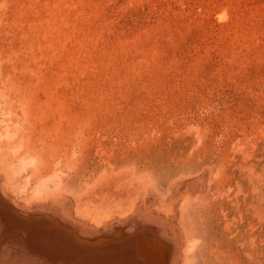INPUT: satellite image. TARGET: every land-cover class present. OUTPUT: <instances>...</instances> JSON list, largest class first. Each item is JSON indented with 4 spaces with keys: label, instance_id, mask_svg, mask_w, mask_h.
<instances>
[{
    "label": "rangeland",
    "instance_id": "1",
    "mask_svg": "<svg viewBox=\"0 0 264 264\" xmlns=\"http://www.w3.org/2000/svg\"><path fill=\"white\" fill-rule=\"evenodd\" d=\"M0 158L18 200L41 179L60 197L19 224L0 186V264H66L50 249L67 229L94 241L66 221L110 166L149 179L168 217L151 223L162 241L188 236L184 264H264V0H0ZM120 242L79 257L138 258Z\"/></svg>",
    "mask_w": 264,
    "mask_h": 264
},
{
    "label": "bare ground",
    "instance_id": "2",
    "mask_svg": "<svg viewBox=\"0 0 264 264\" xmlns=\"http://www.w3.org/2000/svg\"><path fill=\"white\" fill-rule=\"evenodd\" d=\"M6 129V128H5ZM4 129V130H5ZM3 135V134H1ZM73 150V149H72ZM71 150V151H72ZM73 152H75L73 150ZM186 155V154H185ZM187 157V156H186ZM2 158V157H1ZM1 158H0V170L2 172V174L4 175V179L7 180V182L5 183L6 186L4 187L3 183H4V179H3V183L1 186V188L5 189V195L8 198V202L10 203L9 206H11L10 209V213L9 210H7V213H9L10 217H16L18 218L17 222H19V224H21L19 219H23L25 218L24 213L27 212L30 208L36 206V205H47L48 203H50V201H52L53 198L56 199V194L55 195H47V191H49V182L47 181V179H41L37 182L36 186H35V193L34 196L30 199L26 198V199H21L18 200L17 198V192H15V186H14V173L17 174V171L15 170L14 172L10 169V170H3L1 167H3V165L1 166ZM108 159V158H107ZM4 160V159H2ZM5 162V160H4ZM7 164V163H5ZM4 164V165H5ZM109 164V163H108ZM7 166V165H5ZM20 166V165H19ZM18 166V167H19ZM109 166V165H108ZM119 166V165H118ZM117 166V167H118ZM202 166V165H201ZM200 166V167H201ZM17 167V169H18ZM122 168H124V165L122 166ZM127 168V167H126ZM8 169V168H7ZM19 170H21V167L19 168ZM71 170V169H70ZM190 170V169H189ZM163 171V170H162ZM188 171V170H187ZM194 171V170H193ZM181 172V171H180ZM195 172V171H194ZM193 172V173H194ZM196 172L198 173L199 170ZM179 173V172H178ZM188 173V172H187ZM186 173V174H187ZM192 173V174H193ZM1 174V173H0ZM85 174V173H84ZM92 174H94V172H92ZM182 174V172L180 173ZM185 174V175H186ZM144 175V174H143ZM142 174H137L135 175V171L133 168L130 169H125L122 171V169L117 170L115 166H110L109 169L105 168L100 170V173L97 174L96 176H89L85 179V186H86V191H84L82 193V199L83 200H77V205L80 207L78 210L75 211V215H73V213H70L71 211L69 210L70 208H68L67 210H69V214H72L71 216V220L66 221L68 222L67 224H69V226H79V227H83V229H85L86 231L84 232L85 234H83V232H80L81 235H84L87 240L89 239V241H91L90 239L93 238L94 241H91L92 244H94L95 246L99 243V242H104V244L102 245V248H107L109 250V253L112 252V249H114V247L119 248L118 244L120 241H116L113 242L112 244L107 243V239H103L105 237H107V234L109 235H120V231H123L122 229H120V227H123V222H130L131 221V225H135V230H132L135 233H131V234H127L124 232L123 235L126 236H122L124 237L120 243H127L128 244V249L127 251L131 250L133 253H136V255L138 256L137 259L132 260L129 262V260L126 261H113L111 260L113 257V254H109L111 256H109V258L103 261L102 264H156L157 262L160 261V263L158 264H184V254L185 251L188 249V236H183L179 235V232H177L175 234L176 237H178L177 241L174 242H166V241H162V239H160L157 236V232H158V225L156 223L152 224V220H150V218H157L159 215L157 213L162 212V204L158 203V201H155V208H150L149 205L153 204V199L152 197L154 196H150L149 191H148V185H149V179L146 178L145 176H143ZM146 175V174H145ZM197 175V174H195ZM2 176V175H0ZM86 176V175H85ZM147 176V175H146ZM184 178V174L182 175ZM181 176V178H182ZM81 178V176H80ZM189 178V175H188ZM190 178H192V176H190ZM203 178V177H202ZM208 178V177H207ZM84 179V178H83ZM184 180V179H183ZM1 182V181H0ZM211 182V181H209ZM176 183V182H175ZM117 185H121L122 187H124L125 189H121V191L123 190L124 193H117L116 191L118 189ZM152 185V184H151ZM149 185V186H151ZM201 185V184H200ZM84 186V185H83ZM120 186V187H121ZM209 186V185H208ZM82 187V186H81ZM17 188V187H16ZM18 189V188H17ZM171 189V188H170ZM152 190V189H151ZM186 190V189H185ZM4 191V190H3ZM119 191V190H118ZM120 191V192H121ZM190 191V190H189ZM2 192V190H1ZM153 192V191H152ZM168 192V191H167ZM172 192V191H171ZM170 192V193H171ZM207 192V191H206ZM189 193V192H188ZM239 193V192H238ZM3 194V193H2ZM60 194V193H59ZM184 194V193H183ZM200 194V193H199ZM66 195V194H65ZM68 195V194H67ZM190 195V194H189ZM1 196V195H0ZM60 196V195H57ZM63 196V195H62ZM69 196V195H68ZM184 196V195H183ZM185 196H187L185 194ZM184 196V197H185ZM195 196V195H194ZM3 197V196H2ZM151 197V198H150ZM183 197V198H184ZM183 198L181 199L183 201ZM190 198V197H188ZM187 198V199H188ZM5 199V198H4ZM60 200V197L57 198ZM56 199V200H57ZM65 199V198H64ZM174 199L178 202L180 197H178V195L174 196ZM185 199V198H184ZM192 199L196 200L195 198L192 197ZM62 200V199H61ZM55 201V200H54ZM161 201V200H160ZM166 201V199H165ZM175 201V202H176ZM212 201V200H211ZM53 202V201H52ZM63 202V200H62ZM65 202V201H64ZM67 202V200H66ZM168 202V201H167ZM170 202V201H169ZM187 202V200H186ZM59 204L61 203L60 201L58 202ZM69 203V201H68ZM67 203V204H68ZM201 203V202H200ZM63 204V203H62ZM182 204V202H181ZM4 205V203H3ZM53 205V204H52ZM173 205V204H172ZM171 205V206H172ZM194 205V204H192ZM199 205V203H198ZM1 206V205H0ZM5 206V205H4ZM48 206V205H47ZM58 206V205H57ZM61 206V204H60ZM66 206V205H65ZM64 206V207H65ZM182 206V205H180ZM187 206V205H186ZM256 204H255V208H256ZM68 207V206H67ZM66 207V208H67ZM6 208V207H5ZM51 208V207H50ZM54 208V206H53ZM64 208V209H66ZM179 208V207H178ZM8 209V208H7ZM49 209V208H48ZM58 209V208H57ZM63 209V208H62ZM176 209V208H175ZM181 209H183V207H181ZM179 209V210H181ZM177 210V209H176ZM30 211V210H29ZM39 211V210H38ZM60 211V210H59ZM66 211V210H64ZM156 211V214L158 215H153L152 213ZM184 211V210H183ZM186 211V209H185ZM13 212V213H12ZM37 212V211H36ZM44 212V211H43ZM46 212V211H45ZM58 212V211H57ZM168 212V211H167ZM194 212V211H192ZM191 214V218H194L193 213ZM66 215L68 212H65ZM138 213V214H137ZM164 213V212H162ZM186 213V212H185ZM184 213V215H185ZM33 214V213H31ZM46 214V213H44ZM167 214V213H166ZM35 215V214H34ZM180 215H181V211H180ZM7 216V214H6ZM22 216V218H21ZM33 216V215H32ZM41 216V215H40ZM59 216V214H58ZM61 216V214H60ZM69 218V215H67ZM165 216V217H164ZM159 216L160 219H162V221H160L159 223H165L167 220V216ZM182 216V215H181ZM63 217V216H62ZM167 217V218H166ZM182 218V217H181ZM10 219V218H9ZM12 219V218H11ZM10 219V222L15 219L13 218L12 220ZM26 219V218H25ZM166 219V220H165ZM184 219V218H183ZM187 219V218H186ZM65 220V219H64ZM182 220V219H181ZM194 220V219H193ZM14 221V220H13ZM23 221V220H22ZM180 221V220H179ZM192 222V221H190ZM13 223V222H12ZM152 224V227L150 228V225ZM193 223V222H192ZM9 224V223H8ZM60 224V223H59ZM126 224V225H127ZM129 224V225H130ZM12 225V224H10ZM14 225V224H13ZM12 225V226H13ZM29 225V224H28ZM64 225V224H63ZM125 225V226H126ZM130 225V226H131ZM6 226V225H5ZM58 226V225H56ZM62 226V225H61ZM189 226V225H188ZM201 226V225H200ZM20 227V226H19ZM49 227V226H48ZM67 227V226H65ZM18 228V227H17ZM17 228H15V230H17ZM26 228V226H25ZM131 228H134L131 226ZM154 228V229H152ZM177 228V227H176ZM186 227H184L185 229ZM9 229V226H8ZM11 229V228H10ZM9 229V230H10ZM23 229V228H22ZM126 229V227L124 228ZM190 229L191 226H190ZM3 230V229H2ZM19 230V229H18ZM59 230V229H58ZM69 230V231H67ZM65 229V231L67 232H71L73 234V232H75L76 234L73 236H71L72 239L69 238L68 240V244H66L64 242V240L62 241L63 245L65 246H59L56 247V250L54 249H50V251L52 253H55L54 255H63V257L66 258V264H92L89 262H92L91 260H95L96 256H94V254L91 252H88V255L91 254V256H89V259H85V257H79V254H83V251H87V249L91 248L92 246L89 243H86L83 245L82 243H78L79 242V238L77 237V231H73V229ZM79 230V229H78ZM100 230V231H99ZM130 229H127V231H129ZM12 232V230H10ZM21 230H19L20 233ZM30 231V230H28ZM64 231V232H65ZM81 231V230H80ZM99 231V232H98ZM115 231V233H114ZM183 231V230H181ZM5 232V231H4ZM17 232V231H16ZM90 232H94L93 235H90ZM96 232V233H95ZM186 232V231H185ZM54 233V232H53ZM69 233V234H71ZM184 233V232H183ZM3 234V233H2ZM18 234V233H17ZM16 234V235H17ZM51 234V233H50ZM71 234V235H72ZM79 234V233H78ZM191 234L192 230H191ZM15 235V236H16ZM28 235V234H27ZM25 234V236H27ZM68 235V234H67ZM15 236L14 238L11 240H15ZM40 236V235H39ZM83 236V237H84ZM88 236V237H87ZM97 236V237H96ZM19 237V235H18ZM24 237V236H23ZM28 237V236H27ZM49 237V236H48ZM55 237V236H52ZM65 237V236H64ZM96 237V239L94 238ZM17 238V236H16ZM29 238V237H28ZM27 238V239H28ZM33 238V237H31ZM114 238V237H113ZM118 238V237H116ZM115 238V239H116ZM26 239V238H25ZM35 240H37L35 237L33 238ZM32 239V240H33ZM53 239V238H52ZM55 239V238H54ZM59 239V236H58ZM68 239V238H66ZM176 239V238H175ZM173 239V240H175ZM4 240V239H3ZM10 240L11 244L12 241ZM17 240V239H16ZM31 240V241H32ZM62 240V239H61ZM28 242L32 245H37L36 243H32L30 242V240H28ZM35 242V241H34ZM55 242V240L53 241ZM123 242V243H122ZM6 243V241H5ZM107 243V244H106ZM2 244V243H1ZM7 244V243H6ZM9 244V243H8ZM7 244V247H8ZM14 244V242H13ZM18 244V243H16ZM22 245H24L23 243H21ZM41 244V243H40ZM39 244V245H40ZM89 244V245H88ZM125 244V245H127ZM27 245V244H26ZM54 245V244H53ZM58 245V244H57ZM62 245V244H60ZM124 245V244H123ZM216 245V244H215ZM38 246V245H37ZM120 246V245H119ZM25 247V246H24ZM46 247V246H45ZM94 247V246H93ZM9 248V247H8ZM11 248V247H10ZM20 248V247H19ZM47 248V247H46ZM82 249L80 251V249ZM5 249V248H4ZM14 249V248H13ZM43 249V248H39L38 250ZM79 252H76L77 250ZM7 250V249H6ZM9 250V249H8ZM24 250V249H23ZM26 250V249H25ZM24 250V251H25ZM37 250V249H36ZM11 251V250H10ZM49 251V253H50ZM94 251V250H93ZM20 252V251H19ZM36 251L34 250L33 247V253H35ZM40 252V251H38ZM46 252V251H45ZM102 252V251H101ZM117 252V251H116ZM14 253V252H12ZM87 253V252H86ZM104 253V251H103ZM113 253V252H112ZM158 253L163 254L161 257L158 256ZM7 254V253H5ZM78 254V255H77ZM32 256H34L33 254H31ZM46 255V253H45ZM53 255V254H52ZM86 255V254H85ZM96 255V254H95ZM12 256V255H11ZM82 256V255H81ZM135 256V255H133ZM131 255V257H133ZM155 256V259L153 260ZM175 256V257H174ZM179 256V257H178ZM6 257V256H5ZM23 257V256H22ZM58 257V256H57ZM79 257V258H78ZM88 257V256H87ZM108 256H106L107 258ZM4 258V257H3ZM78 258V259H77ZM95 258V259H94ZM111 258V259H110ZM120 258V257H117ZM126 258V257H125ZM130 258V257H129ZM37 259V258H35ZM104 259V258H103ZM123 259V257H122ZM6 260V259H5ZM17 260V259H16ZM28 260V259H27ZM33 260V259H32ZM77 260V261H76ZM90 260V261H89ZM108 260L110 262H108ZM21 261V260H20ZM37 260H35L36 262ZM89 261V262H88ZM178 261V262H177ZM15 262V261H14ZM88 262V263H87ZM97 262V260H96ZM156 262V263H155ZM11 263V261H10ZM13 264V263H12ZM96 264V263H94Z\"/></svg>",
    "mask_w": 264,
    "mask_h": 264
}]
</instances>
